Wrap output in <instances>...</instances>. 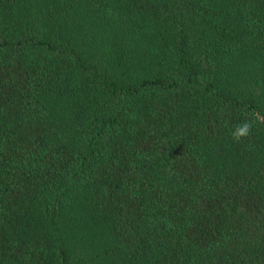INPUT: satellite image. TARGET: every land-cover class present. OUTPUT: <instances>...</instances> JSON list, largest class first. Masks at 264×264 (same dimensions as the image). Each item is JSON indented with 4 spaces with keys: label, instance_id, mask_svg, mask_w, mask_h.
<instances>
[{
    "label": "trees",
    "instance_id": "trees-1",
    "mask_svg": "<svg viewBox=\"0 0 264 264\" xmlns=\"http://www.w3.org/2000/svg\"><path fill=\"white\" fill-rule=\"evenodd\" d=\"M264 0H0V264H264Z\"/></svg>",
    "mask_w": 264,
    "mask_h": 264
},
{
    "label": "clouds",
    "instance_id": "clouds-1",
    "mask_svg": "<svg viewBox=\"0 0 264 264\" xmlns=\"http://www.w3.org/2000/svg\"><path fill=\"white\" fill-rule=\"evenodd\" d=\"M256 124H264V114L253 112L250 119H245L242 123L236 125L231 132L232 139L240 142L250 137Z\"/></svg>",
    "mask_w": 264,
    "mask_h": 264
}]
</instances>
